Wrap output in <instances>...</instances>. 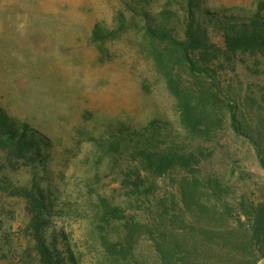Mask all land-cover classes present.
<instances>
[{
    "label": "rangeland",
    "instance_id": "1",
    "mask_svg": "<svg viewBox=\"0 0 264 264\" xmlns=\"http://www.w3.org/2000/svg\"><path fill=\"white\" fill-rule=\"evenodd\" d=\"M260 3L264 0H0V110L46 138L36 160L18 169L4 168L0 151V176L45 204L35 234L26 199L11 189L0 191V264H43L39 248H49L55 264H159L148 237L130 233L128 219L106 211L108 204L141 222L149 213L124 193L127 151L100 149L94 141L123 125L144 128L155 121L157 146L181 141L188 150L201 147V176H219L236 195L264 196V169L254 146L227 123L203 138L187 135L152 54L155 46L167 59L169 49L145 37L147 26L165 24L182 38L193 12L221 44L216 19L249 16ZM119 14L126 20L122 28ZM96 25L110 35L93 40ZM236 61L234 71L222 73L221 84L253 105L264 87V61L247 54ZM178 72L184 87L204 82ZM182 175L158 178L156 199L177 197Z\"/></svg>",
    "mask_w": 264,
    "mask_h": 264
},
{
    "label": "trees",
    "instance_id": "2",
    "mask_svg": "<svg viewBox=\"0 0 264 264\" xmlns=\"http://www.w3.org/2000/svg\"><path fill=\"white\" fill-rule=\"evenodd\" d=\"M258 5V11L249 16L216 19L214 23L221 29V44L211 40L205 23L193 12L186 17L182 38L167 30L165 24L147 26L145 37L152 45L169 49L167 59L155 46L152 54L176 98L187 135L203 138L227 123L235 136L247 139L254 146L264 169V87L259 96H253L254 104L250 105L251 98L223 87L220 78L228 67L235 70L240 54L261 57L264 61V4ZM118 21L119 28L124 27L126 20L122 14ZM110 33L96 25L92 39L101 40ZM179 70L204 82H196L197 87H184ZM157 128L155 121L144 128L123 125L118 133L94 139L100 149L127 151V166L121 179L124 193L138 207L149 210L142 222L129 221L132 216L127 217L120 208L107 204L108 216L126 218L130 233L138 231L146 235L159 264H259L264 259V196L254 199L244 193L236 195L219 176H201L204 159L201 147L188 150L181 141L157 146ZM45 143L46 138L40 132L25 123L14 124L0 110L4 168L28 166ZM174 171L183 172L178 180L177 197L169 201L156 199L158 178ZM6 189L26 199V213L36 234L35 223L43 215L45 205L41 196L24 187H14L0 176V191ZM38 251L41 263L55 264L49 248ZM70 259L74 261L72 256Z\"/></svg>",
    "mask_w": 264,
    "mask_h": 264
}]
</instances>
